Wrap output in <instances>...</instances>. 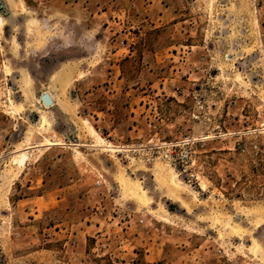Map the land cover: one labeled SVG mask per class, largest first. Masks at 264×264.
Wrapping results in <instances>:
<instances>
[{
  "label": "rangeland",
  "instance_id": "374dc122",
  "mask_svg": "<svg viewBox=\"0 0 264 264\" xmlns=\"http://www.w3.org/2000/svg\"><path fill=\"white\" fill-rule=\"evenodd\" d=\"M0 19V264H264V0Z\"/></svg>",
  "mask_w": 264,
  "mask_h": 264
},
{
  "label": "bare ground",
  "instance_id": "6f19581e",
  "mask_svg": "<svg viewBox=\"0 0 264 264\" xmlns=\"http://www.w3.org/2000/svg\"><path fill=\"white\" fill-rule=\"evenodd\" d=\"M2 25H3V20H1L0 19V28L2 27ZM25 85H27L28 86V79H26V82H25ZM52 100H55V98H52ZM48 107V106H47ZM62 107H63V105H62ZM45 109H48V108H45ZM40 125H41V127L42 128H45L46 129V127L48 128L49 127V120H48V118L44 115V114H41L40 115ZM40 127V128H41ZM57 143V142H56ZM53 145H55L54 143H47V144H44L43 145V147H50V146H52L53 147ZM57 146V145H56ZM31 148H33V147H31ZM99 148V147H98ZM111 148V147H110ZM110 148H108V149H110ZM105 149V148H104ZM107 149V150H108ZM111 152V151H110ZM24 156V155H23ZM21 157V156H20ZM22 158V157H21ZM20 160V159H19ZM171 183H172V185L175 187V188H178V186H177V182H176V177H175V175L173 174L172 176H171ZM180 188V187H179ZM136 191H137V193H138V195H140V197H147V193H146V191L140 186V185H136ZM133 192V191H132Z\"/></svg>",
  "mask_w": 264,
  "mask_h": 264
},
{
  "label": "built area",
  "instance_id": "2783aa9c",
  "mask_svg": "<svg viewBox=\"0 0 264 264\" xmlns=\"http://www.w3.org/2000/svg\"><path fill=\"white\" fill-rule=\"evenodd\" d=\"M182 144H184V145H182L180 147L181 151L179 154V161H180V164H182V166L184 167L192 159V152H191V148L188 145L189 143H182ZM185 144H187V145H185ZM169 147L171 149H174V148H178V145H170ZM168 152H170V150ZM191 178L194 179L196 177H195V175H191Z\"/></svg>",
  "mask_w": 264,
  "mask_h": 264
},
{
  "label": "water",
  "instance_id": "95a60500",
  "mask_svg": "<svg viewBox=\"0 0 264 264\" xmlns=\"http://www.w3.org/2000/svg\"><path fill=\"white\" fill-rule=\"evenodd\" d=\"M41 100H42L43 104L48 106V107H51V106L54 105V102H53L52 98L50 97L49 93L43 94L42 97H41ZM27 160H28V156L24 155L21 158L20 165L22 167H24Z\"/></svg>",
  "mask_w": 264,
  "mask_h": 264
},
{
  "label": "crops",
  "instance_id": "0c3cea01",
  "mask_svg": "<svg viewBox=\"0 0 264 264\" xmlns=\"http://www.w3.org/2000/svg\"><path fill=\"white\" fill-rule=\"evenodd\" d=\"M117 2H122V0H117ZM53 102H54V104L56 103V99L55 100H53ZM82 149H85V148H87V145H83V146H80ZM92 148H95L94 147V145H92ZM32 149H34V147L33 148H31V149H29L28 147L26 148V151H30V150H32ZM30 158L31 157H29L28 158V160L26 161V164H25V166L28 164V162L30 161Z\"/></svg>",
  "mask_w": 264,
  "mask_h": 264
}]
</instances>
